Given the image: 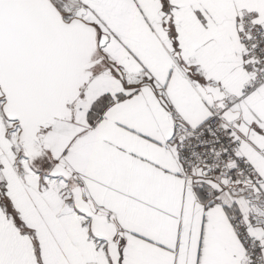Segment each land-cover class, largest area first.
I'll return each mask as SVG.
<instances>
[{
	"label": "snow or ice",
	"instance_id": "1",
	"mask_svg": "<svg viewBox=\"0 0 264 264\" xmlns=\"http://www.w3.org/2000/svg\"><path fill=\"white\" fill-rule=\"evenodd\" d=\"M0 264H264V0H0Z\"/></svg>",
	"mask_w": 264,
	"mask_h": 264
}]
</instances>
